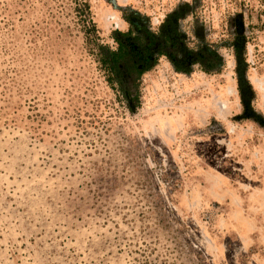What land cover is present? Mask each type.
Listing matches in <instances>:
<instances>
[{
  "label": "rangeland",
  "instance_id": "obj_1",
  "mask_svg": "<svg viewBox=\"0 0 264 264\" xmlns=\"http://www.w3.org/2000/svg\"><path fill=\"white\" fill-rule=\"evenodd\" d=\"M134 12L182 39L137 106L97 60ZM0 264H264V0H0Z\"/></svg>",
  "mask_w": 264,
  "mask_h": 264
},
{
  "label": "trees",
  "instance_id": "obj_2",
  "mask_svg": "<svg viewBox=\"0 0 264 264\" xmlns=\"http://www.w3.org/2000/svg\"><path fill=\"white\" fill-rule=\"evenodd\" d=\"M133 14L138 17L136 23L130 17H126L124 19L129 23L126 30L115 28L111 31L110 37L115 42L114 48L108 44L98 45L97 60L105 72L108 85L137 106L140 103L143 74L151 70L160 57L168 60L178 58L182 52V39L176 26H167V19L160 23L157 30L151 32L140 25L142 22L140 15L136 12ZM185 57L186 61L197 64L206 73L219 69L218 58L204 48L187 49ZM238 90L243 112L245 117L249 118L251 105L246 98L247 92L241 80Z\"/></svg>",
  "mask_w": 264,
  "mask_h": 264
}]
</instances>
